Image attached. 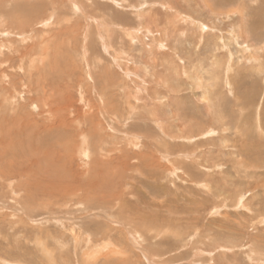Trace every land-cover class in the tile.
I'll use <instances>...</instances> for the list:
<instances>
[{"label":"rangeland","instance_id":"374dc122","mask_svg":"<svg viewBox=\"0 0 264 264\" xmlns=\"http://www.w3.org/2000/svg\"><path fill=\"white\" fill-rule=\"evenodd\" d=\"M263 43L264 0H0V264H264Z\"/></svg>","mask_w":264,"mask_h":264},{"label":"bare ground","instance_id":"6f19581e","mask_svg":"<svg viewBox=\"0 0 264 264\" xmlns=\"http://www.w3.org/2000/svg\"><path fill=\"white\" fill-rule=\"evenodd\" d=\"M207 7H208V6H207ZM210 9H211V8H210ZM212 12H213V11H212ZM214 13H215V12H214ZM148 14H149V13H148ZM148 14H147V16H148ZM178 14H179V13H178ZM238 14H239V17H240L238 20H240V22H241V19H242L243 17L240 16V15H243V12L240 11V12H238ZM151 16L153 17L152 14H151ZM180 16H181V15H180ZM180 16H179V17H180ZM182 16H184V14H183ZM186 16H187V15H186ZM186 16H185V17H186ZM155 17H156V16H155ZM226 17H229V16H226ZM150 18H151V17H150ZM171 18H172V17H171ZM177 18H178V17H177ZM190 18H191V17H190ZM167 19H169V18H167ZM181 19H182V18H181ZM144 20H145V19H144ZM146 20H147V19H146ZM169 20H170V19H169ZM175 20H176V19H174L173 21H175ZM179 20H180V19H179ZM183 20H184L185 22H187V21H188V22H191V24L194 25V26L196 25L195 23H193V22H194L193 20H190V19L187 18V17H186L185 19H183ZM151 21H152V19H151ZM151 21H150V22H151ZM192 21H193V22H192ZM147 22H148V21H147ZM181 22H182V21H181ZM185 22H184V24H185ZM152 23H153V22H152ZM182 23H183V22H182ZM146 24H147V23H146ZM191 24H187V25H191ZM192 25H191V26H192ZM202 25L204 26L203 23H202ZM175 26H176V25H175ZM148 27H149V26H148ZM150 27H151V26H150ZM152 27H153V26H152ZM156 27H158V26H156ZM171 27H172V25H171ZM205 27H206V26H205ZM169 28H170V27H169ZM143 29H144V28H143ZM146 29H147V28H146ZM152 29H153V28H152ZM206 29H207V28H206ZM139 30H140V29H139ZM155 30H156V29H155ZM198 30H199V29H198ZM176 31H177V30H176ZM202 31L204 32V30H201V32H202ZM165 32H166V31H165ZM172 32H173V31H172ZM182 32H183V31H182ZM201 32H200V33H201ZM150 33H151V32H150ZM166 33H167V32H166ZM153 34H154V33H153ZM202 34H203V33H202ZM240 34H241V33H240ZM180 35H181V34H180ZM201 36H202V35H201ZM240 36H241V35H240ZM232 37H233V36H232ZM199 39H200V38H199ZM238 39H240V38L238 37ZM244 39H245V38H244ZM130 40H131V39H130ZM159 44H160V43H158V45H159ZM263 44H264V43H263ZM222 45H223V44H222ZM244 46H245V45H244ZM161 47H162V45H161ZM161 47H160V48H161ZM246 47H247V44H246ZM262 47H263V46H262ZM11 48H12V47H11ZM248 48H249V47H248ZM31 50H32V49H31ZM18 51H19V50H18ZM18 51H17V52H18ZM243 51H244V50H243ZM18 53H19V52H18ZM244 53H245V52H244ZM251 53H252V52H251ZM154 54H155V53H154ZM154 54H153V56H154ZM241 54H242V53H241ZM245 54H246V53H245ZM252 54H253V53H252ZM252 54H251V55H252ZM256 54H257V53H256ZM23 55H24V54H23ZM246 55H247V54H246ZM247 56H248V55H247ZM253 56H254V55H253ZM253 56H252V57H253ZM244 59H245V57H244ZM249 59H250V58H249ZM254 59H255V58H254ZM256 59H257V57H256ZM20 60H21V59H20ZM246 63H247V62H246ZM259 63H260V62H259ZM256 64H257V61H256ZM260 65H261V64H260ZM20 68H21V66H20ZM233 68H234V67H233ZM256 70H257V69H256ZM229 72H230V71H229ZM256 72H258V71H256ZM2 73H3V71H2ZM258 73H259V72H258ZM2 75H3V74H2ZM2 75H1V80H3V78H4ZM4 75H5V74H4ZM12 76H13V75H12ZM9 77H11V76H9ZM263 77H264V76H263ZM27 79H28V78H27ZM192 79L197 80L198 82H200V80H199L200 78H199L198 76H196L195 78L193 77ZM174 80H175V79H174ZM3 81H5V80H3ZM11 81H12V79H11ZM262 81H263V80H262ZM9 82H10V81H9ZM198 82H197V83H198ZM194 83H195V82H194ZM11 84H12V82H11ZM7 85H8V83H3L2 81H0V88H1L0 90L2 91V94H6L5 92H7ZM200 85H201V84H200ZM202 85H203V83H202ZM197 86H198V85H197ZM206 87H207V86H206ZM28 88H29V87H28ZM137 89H138V88H137ZM154 89H155V88H154ZM25 90H26V89H25ZM8 91H9V90H8ZM23 91H24V90H23ZM27 91H28V90H27ZM29 91H31L30 88H29ZM20 92H21V91H20ZM11 93H12V92H11ZM13 93H15L14 90H13ZM16 93H17V92H16ZM141 93H142V92H141ZM17 94H18V93H17ZM17 94H15V95L17 96ZM19 94H20V93H19ZM19 94H18V95H19ZM57 94H58V93H57ZM204 94H205V93H204ZM6 96H7V95H6ZM0 97H1V96H0ZM53 97H54V96H53ZM202 97H203V96H202ZM204 97H205V96H204ZM54 98H55V97H54ZM54 98H53V99H54ZM206 98H207V97H206ZM4 99H5V98H4ZM55 100H56V99H55ZM205 100H206V99H205ZM52 102H53V100H52ZM48 103H49V102H48ZM48 103H47V104H48ZM208 103H209V102H208ZM47 104H46V105H47ZM49 104H50V103H49ZM51 105H52V103H51ZM210 106H211V105H210ZM1 109H2V108H1ZM52 110H53V109H52ZM15 111H16V110H15ZM50 111H51V110H50ZM53 111H54V110H53ZM2 113H3V112H2ZM18 113H19V112H18ZM51 113H52V112H51ZM3 114H4V113H3ZM47 114H48V113H47ZM0 115H1V114H0ZM54 115H55V114H54ZM5 116H6V115H5ZM18 117H19V116H18ZM62 117H63V116H62ZM7 119H8V118H7ZM17 119H18V118H17ZM5 120H6V119H5ZM5 120H4V121H5ZM27 120H28V119H27ZM53 120H55V119L53 118ZM56 120H57V119H56ZM56 120H55V121H56ZM4 121H3V122H4ZM22 121H25V120L22 119ZM88 121H89V120H88ZM66 122H67V121H65V119H62L61 121L59 120V121H57V122L55 123V125H54L53 127H55V126H57V125H61V124L64 125V123H66ZM91 122H92V120H91ZM157 122H159V121H157ZM30 123H32L31 120L25 121V125H29ZM22 124H24V123L22 122ZM32 124H33V123H32ZM32 124H30V125H32ZM92 124H93V123H92ZM92 124L90 125V128H92V127H91V126H93ZM157 124H158V123H157ZM159 124H160L161 127H162V125H163L162 122H160ZM4 125H5V123H4ZM36 125H37V124H36ZM41 125H42V124H41ZM163 126H164V125H163ZM47 127H48V126H47ZM66 127H67V126H66ZM66 127H65V128H66ZM157 127H158V126H157ZM65 128H64V129H65ZM88 128H89V127H88ZM2 129H3V128H2ZM40 129H41V128H38V129H37V132H38ZM43 129H44V128H43ZM160 129H162V128H160ZM5 131H6V130H5ZM4 133H5V132H4ZM162 133H163V132H162ZM84 136H85V135H84ZM86 140H87V139H86ZM82 141H84L83 136H82ZM2 143H3V142H2ZM82 143H84V142H82ZM85 143H86V141H85ZM84 147H85V146H83V148H84ZM85 149H86V148H85ZM79 150H80V149H79ZM82 150H83V149H82ZM85 153H86V152H85ZM85 156H86V155H85ZM87 159H88V158H87ZM32 161H33V160H32ZM240 161H242V159H241ZM10 162H11V161H10ZM19 164H20V163H19ZM17 165H18V164H17ZM4 166H5V164H4ZM2 167H3V166H2ZM10 167H11V165H10ZM10 167H9V168H10ZM18 167H19V166H18ZM11 168H14V167H11ZM0 169H2V168L0 167ZM3 170L5 171L6 169H2V171H3ZM4 171H3V172H4ZM8 171H9V170H8ZM14 171H15V170H14ZM0 172H1V170H0ZM11 172H12V171H11ZM15 172H16V171H15ZM45 173H46V171H45ZM2 174H3V173H2ZM7 174H9V173H7ZM16 175H17V174H16ZM21 175H22V173H21ZM0 176H1V175H0ZM20 177H21V176H20ZM22 177H23V176H22ZM14 178H15V176H14ZM9 179H11V178H9ZM5 180H7V179L5 178ZM5 180H4V181H5ZM24 184H25V183H24ZM7 186H8V185H7ZM18 187H19V185H18ZM11 188H12V187H10V190H11ZM85 188H86V187H85ZM76 189H77V188H76ZM91 189H92V188H91ZM25 191H26V190H25ZM75 191H76V190H75ZM79 191H80V190H79ZM79 191H78V192H79ZM81 191H82V190H81ZM83 191H84V190H83ZM71 193H72V192H71ZM72 194H74V193H72ZM82 198H84V197H82ZM88 199H89V198H88ZM63 200H64V199H63Z\"/></svg>","mask_w":264,"mask_h":264}]
</instances>
